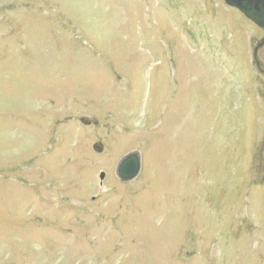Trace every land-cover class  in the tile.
<instances>
[{
	"label": "rangeland",
	"instance_id": "obj_1",
	"mask_svg": "<svg viewBox=\"0 0 264 264\" xmlns=\"http://www.w3.org/2000/svg\"><path fill=\"white\" fill-rule=\"evenodd\" d=\"M263 36L224 0H0V264H264Z\"/></svg>",
	"mask_w": 264,
	"mask_h": 264
},
{
	"label": "water",
	"instance_id": "obj_2",
	"mask_svg": "<svg viewBox=\"0 0 264 264\" xmlns=\"http://www.w3.org/2000/svg\"><path fill=\"white\" fill-rule=\"evenodd\" d=\"M225 3L233 8L239 10L244 16L252 21L257 27L264 32V0H224ZM264 47V36L262 40L257 44L253 52V59L255 60L258 68L260 63L258 61L259 51ZM81 122L86 125H98L97 120H90L88 118H82ZM94 150L97 153H102L104 150L103 144H96ZM142 170V157L140 152H130L124 156L118 163L116 174L122 183H130L136 180ZM106 178L105 173H101L100 180L103 182Z\"/></svg>",
	"mask_w": 264,
	"mask_h": 264
},
{
	"label": "flooded vegetation",
	"instance_id": "obj_3",
	"mask_svg": "<svg viewBox=\"0 0 264 264\" xmlns=\"http://www.w3.org/2000/svg\"><path fill=\"white\" fill-rule=\"evenodd\" d=\"M260 71H261V73L264 75V71H263V69H260Z\"/></svg>",
	"mask_w": 264,
	"mask_h": 264
}]
</instances>
